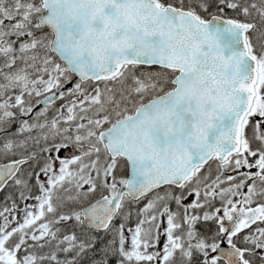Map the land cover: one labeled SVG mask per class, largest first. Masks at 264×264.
Listing matches in <instances>:
<instances>
[{
  "label": "snow or ice",
  "instance_id": "1",
  "mask_svg": "<svg viewBox=\"0 0 264 264\" xmlns=\"http://www.w3.org/2000/svg\"><path fill=\"white\" fill-rule=\"evenodd\" d=\"M0 264H264V0H0Z\"/></svg>",
  "mask_w": 264,
  "mask_h": 264
}]
</instances>
